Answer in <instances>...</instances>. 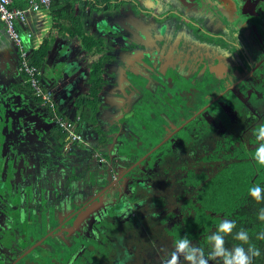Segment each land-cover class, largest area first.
Instances as JSON below:
<instances>
[{
    "label": "rangeland",
    "instance_id": "obj_1",
    "mask_svg": "<svg viewBox=\"0 0 264 264\" xmlns=\"http://www.w3.org/2000/svg\"><path fill=\"white\" fill-rule=\"evenodd\" d=\"M83 1L75 11L103 39L100 52H87L74 39L53 40L38 71L44 94L38 101L32 95L19 101L14 90L17 53L9 72L0 69V264H44L45 256L53 264H169L164 257L175 244L160 228L174 219L154 223L161 230H152L154 244L140 227L108 241L99 232L115 216L176 210L185 196L173 182L181 163L195 174L216 168L189 153L186 130L177 133L179 151L156 148L157 109L162 117L179 113L182 121L200 111L201 143L211 149L217 142L223 148L228 134L247 141V109L259 115L256 125L264 123V78L249 73L239 81L250 69L247 59L256 61L251 48L264 56V0H123L117 10ZM96 62L103 83L93 114L80 121L74 100L89 95ZM209 101L218 107L200 108ZM53 112L70 120L62 146L51 132L58 121ZM149 148L152 155L145 154Z\"/></svg>",
    "mask_w": 264,
    "mask_h": 264
},
{
    "label": "trees",
    "instance_id": "obj_2",
    "mask_svg": "<svg viewBox=\"0 0 264 264\" xmlns=\"http://www.w3.org/2000/svg\"><path fill=\"white\" fill-rule=\"evenodd\" d=\"M77 0H52L50 5V11L48 15L50 17L46 27L48 30L56 28L61 34L76 37L79 43L87 52H100L103 49V39L95 38L91 33L83 27L81 18L76 14L75 5ZM104 5L100 10L120 8L119 5H124L123 0L110 1L99 0ZM80 3L85 6L83 0ZM12 5L23 7L26 5L24 1L12 0ZM91 5H95L91 3ZM53 35H44L40 43L35 45L31 43L30 50L28 49L24 36L21 34L23 40V46L27 49V62L36 69L35 78L38 80V71L43 65L46 52L50 47V43L53 40ZM21 64V63H20ZM19 66V60H18ZM20 77V83L13 85L17 94L24 96H31L36 101L40 99V96L36 95L35 87L31 85L30 76L24 71L23 68H19L17 72ZM103 80L100 76V63L96 62L92 65V70L89 75V95H82L74 100L78 111V119L88 120V116H91L94 112L95 104H97L96 94L99 92L102 86ZM202 93L210 94L209 91L203 90ZM13 101H17L15 98ZM202 104L200 108L204 107ZM210 105V106H208ZM206 104L207 108L213 109L217 106H213L212 103ZM25 108H23L24 111ZM27 109V108H26ZM28 110V109H27ZM198 113V112H197ZM197 113L189 116L188 119L183 120V116L179 113H174L170 110L167 111V116L162 117L160 115V109L155 111V118L160 121V124L156 126L153 133L156 139V148L168 146L169 150L179 151L176 147L180 136L177 132L181 129L186 131L199 127L198 122L201 121L197 117ZM34 110L30 111L28 115L32 116ZM55 118H60L61 122L66 125L70 123V120L65 115L60 113H54ZM11 115V113H10ZM25 114V120L29 117ZM246 115V116H245ZM244 121L247 119V128L250 129L251 135L247 138V141L243 140L240 135L232 136L228 134L224 136V147L220 148V142H217V146L212 149L208 144L202 142L205 140L201 131H193L191 133L192 145L189 148V153L197 154L200 161H210L216 165V168L207 173L202 170L198 174L193 173L188 167H185L186 163L183 162L180 165L183 170L175 174L174 184L177 188L185 193L183 202L176 210L165 209L163 213L155 217H142L135 212L127 214L126 216L119 215L113 218V222L105 224V228L99 232L98 238L100 241L112 238L111 234L115 232L132 233L135 234L137 227L142 228L148 233V238L151 243L154 244L156 238L151 235L152 230L157 228V233H160V229L166 230V232L172 237V242L175 244L177 240L182 237H187L192 243L198 247L205 249L207 254L211 250V246L207 237L217 230L219 223L224 219L235 221L237 227L234 230L239 231L244 229L248 232L250 242L254 244L261 251V256L255 258L254 264H264V240L257 239L260 233H264V221L258 219L260 209L264 208V201L257 202L249 195V189L254 185L264 186V165H259L254 159L255 149L260 143L256 140L254 130L258 128L256 122L259 119V115L253 113V111L245 112ZM11 117V116H8ZM247 117V118H246ZM175 121L174 126L169 125V119ZM24 120V119H23ZM63 125V126H64ZM59 123L51 129V132L57 137L62 146L65 142V136L67 131ZM178 128V129H177ZM224 149V151H220ZM153 149L149 148L145 151V154L152 155ZM144 161V160H143ZM142 161V162H143ZM147 163V162H146ZM143 166V165H142ZM139 167L138 169L142 168ZM148 168V166H145ZM143 172H146L142 168L141 176H145ZM174 219L171 227L158 228L155 224L162 225L167 220ZM148 220L152 222L148 223ZM233 235L225 237L228 248L240 245L241 242L234 239ZM131 234V235H132ZM245 247H247L245 245ZM171 251V252H169ZM168 251V255L164 257L167 260L171 257L172 250ZM33 255V253H32ZM33 257V256H32ZM167 258V259H166ZM182 264H187L183 257H180ZM40 262L44 264H53L50 260V256H45ZM210 264H222L219 259L210 261Z\"/></svg>",
    "mask_w": 264,
    "mask_h": 264
},
{
    "label": "clouds",
    "instance_id": "obj_3",
    "mask_svg": "<svg viewBox=\"0 0 264 264\" xmlns=\"http://www.w3.org/2000/svg\"><path fill=\"white\" fill-rule=\"evenodd\" d=\"M237 44L239 45L238 39ZM254 135L260 143L255 149L253 159L259 165H264V123L254 130ZM249 195L257 202L264 201V186L254 185L249 189ZM258 219L264 221V208L260 209ZM236 227L235 221L222 220L217 230L207 237L211 246V250L207 254L204 248L194 245L186 236L180 238L175 242L169 264H177L180 257H183L187 264H210V261L217 259L222 261V264H254L255 258L261 256V251L250 242L246 230L241 229L234 233ZM233 233L234 239L240 241L241 244L228 248L225 246V237L233 235ZM257 239L264 240V233H260Z\"/></svg>",
    "mask_w": 264,
    "mask_h": 264
},
{
    "label": "built area",
    "instance_id": "obj_4",
    "mask_svg": "<svg viewBox=\"0 0 264 264\" xmlns=\"http://www.w3.org/2000/svg\"><path fill=\"white\" fill-rule=\"evenodd\" d=\"M26 3L25 6L20 7L12 5V0H0V40L3 37L8 38L14 45L19 60V68L30 76L31 85L35 87L40 97L44 94L39 89L38 80L35 78L36 69L27 62V49L23 46L21 33L18 24L24 23L30 14L41 12L49 9L52 0H21ZM21 63V64H20ZM57 123L64 125L60 118ZM67 125V124H66ZM66 125L63 127L66 128Z\"/></svg>",
    "mask_w": 264,
    "mask_h": 264
},
{
    "label": "crops",
    "instance_id": "obj_5",
    "mask_svg": "<svg viewBox=\"0 0 264 264\" xmlns=\"http://www.w3.org/2000/svg\"><path fill=\"white\" fill-rule=\"evenodd\" d=\"M50 9L51 8L49 7V9H47V10L32 13L29 15V17L27 18V20L24 23L18 24L20 33L24 36L25 43H26L29 50L31 48V43L38 45L40 43L41 38L46 34H48V35L52 34L53 40H55V41L62 39V38H66L69 40L74 39L77 41V43H79V41L76 37H72V36L66 35L64 33L61 34L58 30H56L54 28H52V30H48L47 28H45L47 23L50 20V18H48V17H50L48 15V12L50 11ZM78 16L81 18L80 15H78ZM74 40H72V41H74ZM14 50H15V47H14L13 43L8 38H6V37L1 38V40H0V54L2 56L1 62L3 64V67L2 68L0 67L1 71L3 70L4 72H9L10 68L9 69L7 68V66H9L7 63L9 62L11 67L14 66V64L16 63V59H15L16 58L15 57L16 52ZM14 59H15V61H14ZM1 62H0V65H2ZM17 72L18 71L16 70V72H14L13 74L18 76ZM17 96L20 97L19 101L28 102L27 98L24 95L17 94ZM17 96L15 95V97H17ZM24 108H28V106L26 105V107H24Z\"/></svg>",
    "mask_w": 264,
    "mask_h": 264
},
{
    "label": "flooded vegetation",
    "instance_id": "obj_6",
    "mask_svg": "<svg viewBox=\"0 0 264 264\" xmlns=\"http://www.w3.org/2000/svg\"><path fill=\"white\" fill-rule=\"evenodd\" d=\"M247 1V0H246ZM246 4H247V2H246ZM252 17V16H251ZM243 21H245V19H243L242 20V22ZM251 50H252V54H251V57H250V59H252V58H255L256 59V61H253V63H254V65L253 64H251V63H249V61H248V59H247V65L248 66H250V69L249 70H247V72H246V74H244L240 79H239V81L240 80H242L243 78H245L246 76L248 77V74L249 73H257V75L259 76V78H264V56L263 57H261V50L260 49H257L256 47H253V48H251ZM239 51L241 52V56H243V60L246 62V53L244 52V49H242V48H239ZM257 66H259V68L260 69H262V73H258V71L255 69ZM237 83L235 82L234 84H233V86L234 85H236ZM250 90L249 91H252L253 90V88L252 87H250L249 88ZM238 90L239 91H241V89L240 88H238ZM229 92V90L228 89H225L224 90V93H228ZM209 93H211L210 91H209ZM230 95L231 96H233V98L234 99H240V97H239V95L237 94V93H235V92H232L231 91V89H230ZM244 96H246V92L244 93ZM217 97H219V95H217L216 96V98ZM219 99V98H218ZM209 103H211L210 101H209ZM209 103H207V105L209 104ZM208 106H210V105H208ZM214 106V105H213ZM204 107H206L207 108V106H206V104L204 105ZM218 107V106H217ZM247 111H249V109H247L245 112H247ZM198 112V113H197ZM245 112H244V114H243V118H242V121L244 122V117L246 116L245 115ZM195 113H197V117H199L200 119H201V121L200 122H198V126L199 127H202L201 125H203V123H202V117H200L198 114L200 113V111H196ZM245 115V116H244ZM192 116V115H191ZM247 118V117H246ZM187 119H188V117H187ZM246 121V120H245ZM199 127H197V128H194V126H193V128L192 129H190V130H188V131H185V132H189L190 133V135H191V133H193V131H201L200 130V128ZM183 130H185V129H183ZM178 133V132H177ZM181 139V138H180ZM192 140V139H191ZM191 145H192V141H191ZM190 148V147H189ZM164 149H167L166 151H168L169 150V148H168V146L167 145H165V148ZM185 160V159H184ZM180 168L181 169H183L182 168V166L180 165Z\"/></svg>",
    "mask_w": 264,
    "mask_h": 264
}]
</instances>
